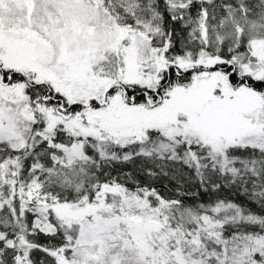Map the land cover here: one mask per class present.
I'll return each instance as SVG.
<instances>
[{
    "label": "snow or ice",
    "instance_id": "6c2138e0",
    "mask_svg": "<svg viewBox=\"0 0 264 264\" xmlns=\"http://www.w3.org/2000/svg\"><path fill=\"white\" fill-rule=\"evenodd\" d=\"M0 264H264V0H0Z\"/></svg>",
    "mask_w": 264,
    "mask_h": 264
}]
</instances>
